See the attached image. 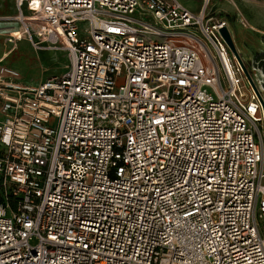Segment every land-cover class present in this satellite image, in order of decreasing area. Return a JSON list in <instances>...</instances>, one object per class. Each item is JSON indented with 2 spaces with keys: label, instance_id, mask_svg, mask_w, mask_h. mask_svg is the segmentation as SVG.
<instances>
[{
  "label": "built area",
  "instance_id": "obj_1",
  "mask_svg": "<svg viewBox=\"0 0 264 264\" xmlns=\"http://www.w3.org/2000/svg\"><path fill=\"white\" fill-rule=\"evenodd\" d=\"M202 1L17 0L67 64L0 65V264H264L262 107Z\"/></svg>",
  "mask_w": 264,
  "mask_h": 264
},
{
  "label": "rangeland",
  "instance_id": "obj_2",
  "mask_svg": "<svg viewBox=\"0 0 264 264\" xmlns=\"http://www.w3.org/2000/svg\"><path fill=\"white\" fill-rule=\"evenodd\" d=\"M184 3L189 4L191 7H195L199 10L203 5L202 0H182ZM224 0H218V3ZM234 0H226L225 7L233 9ZM214 5V1L211 6ZM17 0H0V31L10 34H17L18 37H24L21 31V23L17 21L18 9ZM220 9V8H219ZM104 20H112L113 17L110 15H101ZM219 19L227 21L229 25L232 26V32L234 34V21L235 17L232 14L225 13L223 10L219 12ZM264 36V35H263ZM5 37H0V49L4 50ZM241 54V53H240ZM245 62H247L249 69L252 67V61L257 57H264V54L255 53L253 51V58L246 59L243 54H241ZM3 57V56H2ZM1 57V58H2ZM1 63V66L10 67L17 72H20V77L23 83L29 85H38L48 77L52 75H60L64 71V67L67 64L66 53L60 50H36L30 40L27 37L20 42H18V48L12 54L7 56ZM252 71V70H251ZM252 75L256 81H264L262 79L261 73L252 71ZM243 92L247 100L251 97V87L247 81L243 84ZM262 95H264V92ZM262 135L264 136V121L259 127ZM264 185V179L262 181ZM38 239H33L31 241L32 245H36Z\"/></svg>",
  "mask_w": 264,
  "mask_h": 264
},
{
  "label": "crops",
  "instance_id": "obj_3",
  "mask_svg": "<svg viewBox=\"0 0 264 264\" xmlns=\"http://www.w3.org/2000/svg\"><path fill=\"white\" fill-rule=\"evenodd\" d=\"M178 1L193 13L197 14L201 10V8L196 10L182 0ZM225 1L218 3V0H214L213 7L215 6L219 12L223 10L235 17L234 34L232 26L227 24L239 52L248 60L253 58V51L264 54V0H234L233 9L225 7ZM7 47L5 44L4 50L2 47L0 49V62L7 57Z\"/></svg>",
  "mask_w": 264,
  "mask_h": 264
},
{
  "label": "water",
  "instance_id": "obj_4",
  "mask_svg": "<svg viewBox=\"0 0 264 264\" xmlns=\"http://www.w3.org/2000/svg\"><path fill=\"white\" fill-rule=\"evenodd\" d=\"M219 32H220L222 38L224 39V41L226 42V44L228 45L230 52L236 58V61L240 65V67L242 69V73H243L246 81L249 83V85L251 86L255 95L257 96V98L261 104L262 114L264 117V98H263L262 92L259 89V87L257 86V84H256V82H255V80H254V78L250 72V69H249L247 62H245V60L241 56L231 31L229 30L228 26H224L223 28H221L219 30ZM263 167H264V164H263Z\"/></svg>",
  "mask_w": 264,
  "mask_h": 264
},
{
  "label": "bare ground",
  "instance_id": "obj_5",
  "mask_svg": "<svg viewBox=\"0 0 264 264\" xmlns=\"http://www.w3.org/2000/svg\"><path fill=\"white\" fill-rule=\"evenodd\" d=\"M21 32V31H20ZM24 36V35H23ZM0 37H5V43L6 45H8L7 47V52H6V56H9L10 54H12L14 51H16V49L18 48V42L22 41L24 39V37H18L17 34H10V33H5V32H2L0 31ZM3 61L0 62V64L2 63ZM19 75H20V72L18 71ZM21 76V75H20ZM251 87V86H250ZM264 89V88H263ZM263 98H264V95H263Z\"/></svg>",
  "mask_w": 264,
  "mask_h": 264
},
{
  "label": "trees",
  "instance_id": "obj_6",
  "mask_svg": "<svg viewBox=\"0 0 264 264\" xmlns=\"http://www.w3.org/2000/svg\"><path fill=\"white\" fill-rule=\"evenodd\" d=\"M264 58V57H263Z\"/></svg>",
  "mask_w": 264,
  "mask_h": 264
}]
</instances>
